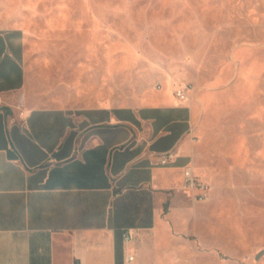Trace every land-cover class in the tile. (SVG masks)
I'll list each match as a JSON object with an SVG mask.
<instances>
[{
    "label": "rangeland",
    "instance_id": "obj_1",
    "mask_svg": "<svg viewBox=\"0 0 264 264\" xmlns=\"http://www.w3.org/2000/svg\"><path fill=\"white\" fill-rule=\"evenodd\" d=\"M0 29L21 31L40 104L151 106L190 83L186 157L211 191L183 193L186 250L264 264V0H0Z\"/></svg>",
    "mask_w": 264,
    "mask_h": 264
},
{
    "label": "crops",
    "instance_id": "obj_2",
    "mask_svg": "<svg viewBox=\"0 0 264 264\" xmlns=\"http://www.w3.org/2000/svg\"><path fill=\"white\" fill-rule=\"evenodd\" d=\"M23 50L0 29V264H198L181 188L194 107L174 90L151 106L40 104Z\"/></svg>",
    "mask_w": 264,
    "mask_h": 264
},
{
    "label": "built area",
    "instance_id": "obj_3",
    "mask_svg": "<svg viewBox=\"0 0 264 264\" xmlns=\"http://www.w3.org/2000/svg\"><path fill=\"white\" fill-rule=\"evenodd\" d=\"M191 86L192 85L190 83L180 84L175 90L176 96L181 100H187L189 98ZM21 113H23V111H21ZM174 156L175 154L172 151L164 153L161 157L160 162L163 164H167L173 159ZM181 188L188 197L198 201H205L210 195L211 184L207 180L197 175L191 163H188L184 166L183 169V180ZM134 234V228H126L123 231V239L125 241H130L131 239H133ZM133 258V255H129V259Z\"/></svg>",
    "mask_w": 264,
    "mask_h": 264
},
{
    "label": "water",
    "instance_id": "obj_4",
    "mask_svg": "<svg viewBox=\"0 0 264 264\" xmlns=\"http://www.w3.org/2000/svg\"><path fill=\"white\" fill-rule=\"evenodd\" d=\"M261 253H259V255H260Z\"/></svg>",
    "mask_w": 264,
    "mask_h": 264
}]
</instances>
